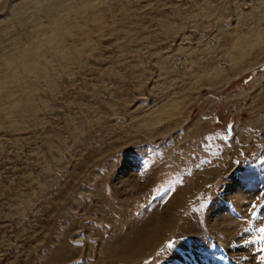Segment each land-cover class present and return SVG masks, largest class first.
I'll use <instances>...</instances> for the list:
<instances>
[{"label": "rangeland", "instance_id": "374dc122", "mask_svg": "<svg viewBox=\"0 0 264 264\" xmlns=\"http://www.w3.org/2000/svg\"><path fill=\"white\" fill-rule=\"evenodd\" d=\"M16 1L0 264H264V0H44L34 70Z\"/></svg>", "mask_w": 264, "mask_h": 264}, {"label": "bare ground", "instance_id": "6f19581e", "mask_svg": "<svg viewBox=\"0 0 264 264\" xmlns=\"http://www.w3.org/2000/svg\"><path fill=\"white\" fill-rule=\"evenodd\" d=\"M36 1L37 0H18L14 3L13 7L8 6L10 8L9 10L11 11V13H13L17 18L25 19L26 22H29L28 31L25 33L27 35L28 43L24 42L21 39H17V38L14 39L13 37H12L13 39H11V38H9V36H8L7 40L10 42V44L12 46H15V44L20 46L17 49L26 52L27 55L29 53H31L33 50H35L36 55L38 57V61L34 60L33 63H31L29 65V68H31L33 70L36 69L39 65L43 64V61H44V58L46 55V50H48V48L46 47V43L52 44L54 42V40L52 41V39H53L52 36H50L49 34L46 33V32H48V30L44 28L43 22L39 18L41 16L40 15H39V17L35 16V13L38 14V12L41 13V12L46 11L45 5H44V0H40L38 3V6L36 8H33L32 2H36ZM9 3H8V5H9ZM11 5H13V4H11ZM56 21H58V20H55V17H53L54 26L58 27L59 24H57ZM0 22H1V19H0ZM61 28H62V26H61ZM1 30L3 31L4 27H1L0 31ZM50 31L53 32L54 38L57 37V34H55L54 29H52ZM14 40H16L17 42H14ZM1 42H2V40H0V56L2 55V57H3V53H4L5 56L2 58L3 59L2 62L4 64H6L7 68L9 69L10 67H12V66H10V64L11 63L13 64L14 59H15V56L10 53V52H13V49L9 48L10 50L6 53V51L4 49L6 46H4V45L2 46ZM53 47H54V50L58 49L55 46H53ZM238 54L240 56L243 55L242 50L240 48H238ZM238 57L235 54H229L226 59L232 65V64L236 63ZM239 58H242V57H239ZM0 68H1V64H0ZM214 72H218V70L217 71L212 70V71L207 72V74H210V77L208 78L207 84H210L211 82L213 84H218L221 82L220 80H216L219 78L215 77ZM175 107H177V106H175ZM243 246H244L243 251L245 252L246 257H248L249 256L248 255V248L246 245H244V243H243ZM180 258H182V257H180ZM190 260H191V264H202L201 260H199L195 255L191 256ZM251 260H252V257L247 258V264H249L248 261L251 262Z\"/></svg>", "mask_w": 264, "mask_h": 264}, {"label": "water", "instance_id": "95a60500", "mask_svg": "<svg viewBox=\"0 0 264 264\" xmlns=\"http://www.w3.org/2000/svg\"><path fill=\"white\" fill-rule=\"evenodd\" d=\"M168 243H169V241H166L165 244L162 245V246L159 248V250H162V248H163L164 246H166Z\"/></svg>", "mask_w": 264, "mask_h": 264}, {"label": "snow or ice", "instance_id": "6c2138e0", "mask_svg": "<svg viewBox=\"0 0 264 264\" xmlns=\"http://www.w3.org/2000/svg\"><path fill=\"white\" fill-rule=\"evenodd\" d=\"M256 207V204H253L252 205V208H255ZM262 232H264V229H261Z\"/></svg>", "mask_w": 264, "mask_h": 264}]
</instances>
